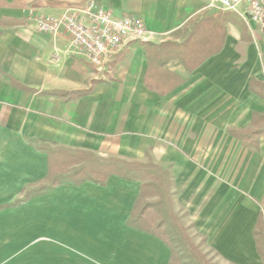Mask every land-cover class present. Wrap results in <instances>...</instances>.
<instances>
[{"label": "crops", "instance_id": "1", "mask_svg": "<svg viewBox=\"0 0 264 264\" xmlns=\"http://www.w3.org/2000/svg\"><path fill=\"white\" fill-rule=\"evenodd\" d=\"M89 3L138 17L148 33L106 57L101 71L65 31L34 28L35 18ZM260 23L208 0H0V206L46 181L47 151L84 152L152 163L169 177L174 210L200 213L204 224L220 219V172L234 167L242 194L217 249L237 264L247 253L264 264V137L252 153L228 131L246 132L252 114L264 113L249 91L251 79L264 83ZM141 187L116 174L104 184L65 182L0 210V264H170L164 239L131 225Z\"/></svg>", "mask_w": 264, "mask_h": 264}, {"label": "rangeland", "instance_id": "2", "mask_svg": "<svg viewBox=\"0 0 264 264\" xmlns=\"http://www.w3.org/2000/svg\"><path fill=\"white\" fill-rule=\"evenodd\" d=\"M228 131L235 134L236 136L235 131H231V130H228ZM247 132H249V130H247L246 132H241V133H247ZM259 140L260 138L257 140L258 145H259ZM241 144L246 149H249V151L252 153L258 152V149H255L254 146H252L255 143H253L250 146V148H249V145L247 144H244L242 142ZM151 150L152 148H148L146 150L145 157L150 158ZM84 154L92 155L89 153H84ZM229 157L231 156H227V159L225 160L227 163L235 162L233 161V159H235V156H232L233 158H229ZM103 160L104 161H114L116 163L122 162L116 159H113V160L103 159ZM122 164L125 165V168H126V165L131 166V167L137 166V164L133 162H122ZM77 166L78 165L70 166L67 168L65 167L57 168L55 165H53L52 168L54 169L52 170L49 169L48 176L46 177L47 178L46 181L38 184L36 188L34 187L29 190L39 189L43 186L45 187L50 186L52 184L50 181V178L60 179L59 177L72 172V170L69 168L76 169ZM144 166H146L147 169H149L150 171L154 172L153 169H155V166L152 165V163H148V166L147 165H144ZM134 169H137V168L134 167ZM220 173H221V177L219 179V185L221 189H225L226 191L223 192V197L217 207L220 212V219L215 222H212V218H210L204 224L203 222L201 224V221L199 220L200 215H201L200 213H197V212L194 213L190 210L189 211L174 210V204L172 202L171 193L169 191V187H170L169 180H168V183H166L167 186L165 187V188L168 187V190H167L168 192L166 194L165 193H161V194H163L162 201L165 203L164 204L165 206L164 214L165 215L167 214L166 216L170 217V219L163 220V218L159 217L158 215L156 216L155 209L153 207L152 208L148 207L149 205L151 206V204L160 202L161 200V199H158L157 197L148 196V194H151L152 192L145 191L143 197H141L140 199L138 198L137 205L134 206L135 210H134L133 220L138 218V215L140 214L141 209L145 206L144 208L146 209V213L143 215L142 219L140 220L139 223H137V225L144 227L145 229L150 228L152 232H155V235L157 237L164 239L166 244L170 245L169 246L171 249L170 264H237L235 257H233V252L219 251L217 249V243H218V238H219L218 233H219V230H221L220 226L223 224L225 225L227 222L229 223L232 220L235 214V208L236 206H238L236 198L241 196L240 194H242L241 193L242 191L239 188L235 187L234 167L228 168L225 171H222ZM122 175H125L124 171H122ZM58 179L56 181H58ZM209 195H210L209 200L211 201V203H213L214 198L218 196L215 193V190H212L209 193ZM23 198H24V195L22 199ZM206 204L207 203H205V205ZM202 207L203 206H201L200 209H198V211L201 213L204 211V208L202 209ZM168 224H171V226L175 228L173 235H172L173 230L170 229L171 227L169 228ZM263 224H264V221H263ZM132 226H135V225H132ZM175 234L178 237L173 239L174 237L172 236H175ZM257 240L260 245L261 253L262 255H264V235H260ZM242 261H244L246 264H255L251 260L250 253L245 254Z\"/></svg>", "mask_w": 264, "mask_h": 264}, {"label": "built area", "instance_id": "3", "mask_svg": "<svg viewBox=\"0 0 264 264\" xmlns=\"http://www.w3.org/2000/svg\"><path fill=\"white\" fill-rule=\"evenodd\" d=\"M208 5L210 9L233 13L254 24H259L264 16L263 0H208ZM34 28L40 34L65 31L71 37V47L100 71L106 57L130 42L145 40L148 34L138 17L114 18L95 3H89L80 11L65 12L57 18H35ZM50 61L57 64L60 58L54 54Z\"/></svg>", "mask_w": 264, "mask_h": 264}, {"label": "trees", "instance_id": "4", "mask_svg": "<svg viewBox=\"0 0 264 264\" xmlns=\"http://www.w3.org/2000/svg\"><path fill=\"white\" fill-rule=\"evenodd\" d=\"M263 6H264V0H263ZM261 31L262 34H264V16L261 20ZM263 63H264V52L261 54ZM249 91L256 95L258 98L264 100V83L257 82L254 79H251L249 82ZM235 136V134H233ZM264 136V113L252 114L251 119V129L247 133H236L235 138L238 141H241L244 144L250 146L255 143L254 148L258 149L257 140ZM46 153V152H45ZM48 156V163H49V169L52 170L53 165H55L57 168H67L70 166L78 165L76 169H72V172L65 174L64 176L59 177L58 181H56V178H50L51 185L50 186H43L39 189L34 190H24V198L12 203V204H5L0 206V210L5 208H12V207H18L22 204H25L27 201H29L33 197H37L40 195H43L44 193H47L49 190L53 189L56 185H60L65 182H76V183H82L84 181H91L95 183H102L104 184L108 178L111 175H122V171L125 172V175H122L130 180H139L142 182V187L140 189L139 199L143 197L145 191L152 192L151 194H148V196L151 197H157L158 199H161L160 202L153 203L151 206L155 209L156 216L165 219H170V217H167L165 213V206L164 202L162 201L163 194L161 193H167L168 187L166 183H168L169 177L167 173L162 172L158 168L153 169L154 172L150 171L149 169L143 167L142 165L134 166L137 169H134V167L128 166L122 164V162L116 163L114 161H104L101 158L94 157L92 155L84 154V153H57V152H48L46 153ZM82 156V157H80ZM130 167V168H128ZM133 168V169H131ZM128 171V172H127ZM166 177V179H165ZM137 205V201L135 206ZM145 207V206H144ZM142 208L140 211V214L138 215V218L135 220H132L131 225H136L140 222L142 219L144 212L146 211L145 208ZM144 210V211H143ZM169 215V214H168ZM264 216L261 214L259 217V223L260 226H264L263 224ZM169 228L173 230L172 235L174 234L175 228L171 226V224H168ZM173 239L178 237L176 234ZM170 246L169 244H167ZM170 248V247H169ZM171 251V249H170Z\"/></svg>", "mask_w": 264, "mask_h": 264}, {"label": "bare ground", "instance_id": "5", "mask_svg": "<svg viewBox=\"0 0 264 264\" xmlns=\"http://www.w3.org/2000/svg\"><path fill=\"white\" fill-rule=\"evenodd\" d=\"M140 41H142V40H140Z\"/></svg>", "mask_w": 264, "mask_h": 264}]
</instances>
